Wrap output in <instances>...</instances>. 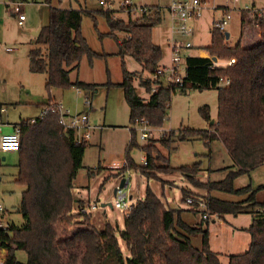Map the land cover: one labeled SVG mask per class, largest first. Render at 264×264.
Wrapping results in <instances>:
<instances>
[{
    "label": "trees",
    "instance_id": "16d2710c",
    "mask_svg": "<svg viewBox=\"0 0 264 264\" xmlns=\"http://www.w3.org/2000/svg\"><path fill=\"white\" fill-rule=\"evenodd\" d=\"M52 1L46 0L50 4L49 21L29 53L31 71L47 75L48 92L53 88L72 86L95 91L101 85L71 78V73L80 69L84 56L91 63L96 58L109 56L94 50L83 34L85 15L92 17L96 25L97 17L105 18L110 32H100L102 38L115 36V31L126 33L118 42L117 50L122 63V81L109 80L104 84L123 88L132 122L138 124L145 117L153 126H162L169 114L173 94L178 89L183 92L189 88L219 89L215 122L210 123L212 116L208 105L200 108L211 129L181 128L177 138L200 139L209 146L220 140L234 161L232 167L235 168L227 177L202 182L195 176L201 167L200 162L191 166H171L170 158L153 150L151 143L143 147L148 163L141 167L145 172H184L195 185L210 192L207 209L211 213L221 217L251 213L252 222L244 228L251 235L249 248L231 254L229 264H264V199H258L264 184L256 188L251 184L241 188L234 186L239 174L264 164V9L242 11L241 36L235 45L229 43L226 32L216 26L212 29V41L207 49L223 59L235 57L237 62L234 65L212 69L209 67L211 58L187 56L188 75L184 84L177 86L165 85L161 77L154 80L150 77L156 74L164 57L162 46L153 37L154 28L167 21L168 7L148 6L142 9L138 18L134 19L130 12L126 21L115 18L114 10L58 7L51 5ZM127 57L141 63L140 76L137 75L139 71L128 68ZM136 76L144 78L142 85L150 93L148 100L139 94L134 84ZM221 76L230 77L231 83L218 87ZM155 84L158 90L153 92ZM17 125H20L22 135L16 180L25 186L18 209L24 222L20 225L13 222L7 228H0V247L8 249L6 264H223L220 254L211 249L209 229L187 224L180 216L181 210L168 207L150 186L145 197L138 200L125 216L122 230L110 222L99 229L92 222L90 213L82 209L75 212L78 203L80 208H86L84 201L75 197L73 189L79 170L84 166L89 143L78 142L76 131L65 128L58 113H50L45 118L37 116L36 122H32V117L22 118ZM168 140L163 141L165 145ZM135 145L133 136L129 149ZM160 160L163 164H157ZM125 166L127 169L140 167L129 152ZM214 191L249 196L227 200L213 194ZM196 202L199 204L200 199ZM178 226L190 234L201 232L203 247H195ZM119 237L125 241L129 255H125ZM18 250L27 253V262L18 259Z\"/></svg>",
    "mask_w": 264,
    "mask_h": 264
},
{
    "label": "rangeland",
    "instance_id": "374dc122",
    "mask_svg": "<svg viewBox=\"0 0 264 264\" xmlns=\"http://www.w3.org/2000/svg\"><path fill=\"white\" fill-rule=\"evenodd\" d=\"M16 1L18 2L15 3V0H0V103L6 105L7 112L5 115L10 120V125H13L12 127L2 125L0 128H10V130H13L14 126L18 124L16 121L19 120L20 116L34 118L42 112V106L26 103L25 94L37 95L40 98L49 97L46 86L47 76L44 73L31 71L29 53L36 46L38 37L34 32L35 29L31 30L30 27H34L36 24L39 25L38 27H43L48 24L50 4L47 6L46 0ZM104 1L105 4H102L101 0H68L67 5L71 2L75 7H80L81 4L84 5L87 2L89 8L97 9L96 11L114 10L113 16L115 18L128 21L130 11L121 5L122 0ZM173 1L133 0L137 10L132 11L131 15L135 19L139 17L141 8L153 5L167 8ZM60 3L59 0H53L51 5L56 6ZM223 3H229L232 7H236L231 12L232 18L226 30V32L229 29L231 30V37L228 39L231 45H235L241 36L242 10L254 7L264 9V0H238L237 2L235 0H207L206 6L204 4L206 7L204 14L202 13L203 15L206 14V17L202 20L203 26L200 36H196L197 39L195 40L193 36L186 37V39L195 42L197 46H209L212 41L211 30L208 29V18L211 11L207 8L222 6ZM143 4H147V6H142ZM8 5H10V10H8ZM17 6L26 14L27 20L22 25L18 22V14L14 13L16 10H12V8L16 9ZM220 12V10L216 11V15L219 16ZM224 14L225 12L222 15ZM167 17V21L154 28V39L157 44L162 46L164 59L170 64L171 55L168 46L171 48L173 37L179 38L180 36L172 32L170 13ZM31 23L33 25H30ZM96 23L97 25L88 15L83 18L82 31L91 47L98 52H104V50L116 51V39L100 37V32L109 31L105 18L99 16ZM118 33L123 35L122 39L126 36V33L122 31ZM128 68L132 71H139L137 75L140 76L142 65L131 57L129 58ZM139 76L134 79V84L139 94L145 100H148L150 93L142 85V79L144 78L140 79ZM143 76L146 77L145 74ZM71 77L73 80L79 78L101 84L95 91L79 89L76 86L67 89L55 88L52 91V95H55L54 97L72 112L89 111L90 123L96 127L85 152L84 166L79 170L75 179L76 186L73 192L77 199L85 200L86 209L88 213L94 214V224L99 229L104 228L108 220L115 225L117 219H119L123 224L122 217L127 216V214L121 213L118 208L112 206L115 200V192L118 186H121L125 174V177L130 181L125 190L129 196L133 197V202L145 197L146 189L150 186L164 202L165 199L169 200V205L165 202L168 207L181 210L180 216L187 224L203 226L204 229L208 228L211 249L220 254L223 264H229L231 254L242 253L249 248L251 235L245 231L234 232V230H236L235 226L246 225L251 222L252 216L250 213L228 214L222 221L217 213H211L207 209V198L210 196V192L195 185L184 172L167 173L154 170L145 172L141 167L145 165L144 157L147 155L143 147L151 143L153 150H159L163 156L170 158L171 166H191L194 162H200L201 167L195 176L202 182L225 179L230 170L235 167H232L233 161L221 141H215L209 146L200 139L182 141L177 138L179 136L178 131L181 128H209L211 122L208 123L202 116L200 108L208 105L213 120L218 114L219 89L189 88L186 92L178 89L173 94L169 114L164 124L162 126L154 125L150 138L143 139L140 125L131 120L130 107L125 99L123 88L120 86L108 87L104 84L109 80L115 83L122 81V63L118 55H109L106 59L96 58L92 63L87 56H84L80 69L74 70ZM150 77L154 80L155 75H150ZM88 100H91L92 105L87 104ZM133 136L137 145L129 149ZM166 139H170L167 141V146L163 142ZM171 146L173 148H170ZM128 152L133 161L140 167L127 169L125 165ZM2 154L7 156V160L1 161L2 166H0V203L4 204L7 212L4 218L0 214V221L7 228L13 222L19 225L24 222L18 206L22 201L25 186L16 180L19 173V148L9 147ZM202 161L204 164H202ZM117 164L123 165L110 167ZM157 164H163V162L160 160L157 161ZM250 184L255 188L260 184H264V165L250 172L239 174L234 181L236 188ZM185 192L187 196L192 195L195 197V200L200 199V203L195 202L194 205L186 202V199L184 200ZM213 194L227 200H241L249 196V194L239 196L219 191H214ZM258 199H264V190L259 191ZM94 204L98 207L92 208L91 206ZM192 208H198L200 211L194 213ZM81 209L82 207L80 208L78 203L75 206V212H79ZM214 219H216L215 222ZM178 228L190 237L195 247H203L201 232L190 234L184 228L180 226ZM119 240L125 255H129L124 241L120 237ZM16 256L21 261L27 262L28 256L25 251L18 250Z\"/></svg>",
    "mask_w": 264,
    "mask_h": 264
},
{
    "label": "built area",
    "instance_id": "2783aa9c",
    "mask_svg": "<svg viewBox=\"0 0 264 264\" xmlns=\"http://www.w3.org/2000/svg\"><path fill=\"white\" fill-rule=\"evenodd\" d=\"M101 3L104 4L105 1L101 0ZM204 4L205 3H203V0H174L172 4L168 6V10L172 19L173 34H181L188 37L191 36L194 31L190 24V21L202 15L205 8ZM121 5L124 8L128 9V11L130 12L134 11L135 9L137 10V7H135L133 0H122ZM142 9L143 8H141L140 11H142ZM15 10L19 17L18 22L21 25L24 24V21L26 20V14L22 10H20L18 6ZM231 18V12L227 11L223 15V17L219 19L218 22H216L215 26L226 32ZM193 47L194 44L191 40L176 38V36L173 37L171 41V63L169 65L160 64L156 71L155 78L161 77L162 83H164L165 85L175 84L177 86H182L188 75V64L186 62L187 52ZM211 59L212 63L209 64V67L212 69L217 67H227L230 65H234L237 62V59L235 57L222 59L223 62L218 61V58ZM230 83V77L221 76L218 82V87H223L229 85ZM156 85L157 84H155L152 88L153 92H156L158 90ZM87 104L91 105V100H88ZM6 112L7 107L0 104V126L5 124L3 116ZM50 113H58L60 115V122L64 125V127L67 129H74L76 131L78 142H90L93 130L96 127L90 123L89 111L72 112L69 108H66V106L62 102L55 101L44 104L42 112L39 116L45 118ZM36 121L37 117L32 118V122ZM138 124L140 125V130L142 132V138L149 139L154 126L145 117L141 118ZM21 135L22 133L20 125L17 124L14 126V129L11 132H2L0 130V151H4L9 147H19L21 142ZM1 161L2 160L0 158V165ZM144 163L145 165L148 163L146 157H144ZM129 182L130 181H128L127 184H129ZM125 187L118 186L115 192V200L112 203V206L118 208L121 213L128 215L137 201L133 202V197L131 195H128ZM196 200L192 195H188L186 199L189 204H194ZM91 207L97 208L98 206L94 204ZM82 210L88 212L85 207H83ZM5 211L6 207L3 203H0V214L5 213ZM0 228H5L2 221H0ZM7 257L8 249L0 247V264H6Z\"/></svg>",
    "mask_w": 264,
    "mask_h": 264
},
{
    "label": "crops",
    "instance_id": "0c3cea01",
    "mask_svg": "<svg viewBox=\"0 0 264 264\" xmlns=\"http://www.w3.org/2000/svg\"><path fill=\"white\" fill-rule=\"evenodd\" d=\"M13 1V0H12ZM205 1V2H204ZM203 1V3H205V6H206V3H207V0H204ZM210 1V0H209ZM236 2L238 1V0H235ZM16 2H18V1H16L15 0V3ZM60 2V1H59ZM67 2H68V0H61V3H60V5H57V6H60V7H69V6H72V7H74V8H82V9H86V10H92V11H96L97 9H93V8H89L88 7V5H87V2H85L84 3V5L83 4H81L80 5V7H75L71 2H69V5H67ZM47 4V6H49L48 4L49 3H46ZM142 6H147V4H143ZM219 7H222V8H219ZM206 8V7H205ZM205 8H204V10H203V14H204V11H205ZM236 8V7H235ZM234 7H232V5H230L229 3H223L222 4V6H213L212 8H207L208 10H210L211 11V13L209 14V18H208V22H209V24H208V29H210L211 30V37H212V29L215 27V25H216V22H218L219 21V19H221L222 17H223V12H227V11H230V12H232L234 9H235ZM11 8H10V5H8V10H10ZM246 9H251V10H253V11H261V10H263V8L261 9V8H257V7H254V8H246ZM12 10L14 11L15 9H13L12 8ZM218 10H220L221 12H220V14H219V16H217L216 15V11H218ZM243 11V10H242ZM14 13H16V12H14ZM17 14V13H16ZM201 15V16H199V17H196V18H194V19H192L191 21H190V24H191V26H192V28H193V34L191 35V36H193V38H194V40L195 39H197V37L196 36H200V32H201V28H202V26H203V22H202V20L204 19V17H206L205 15ZM215 14V15H214ZM203 16V17H202ZM92 18V17H91ZM99 17H97V19H98ZM93 19V18H92ZM26 20H27V18H26ZM24 23H25V21H24ZM30 25H33L32 23L30 24ZM39 25L38 24H36L34 27H30L31 28V30H33V29H35V33H36V35L37 36H39V34H40V32H41V30L43 29V27H38ZM38 27V28H37ZM38 32V33H37ZM110 32V28H109V31H107V32H105L106 34L107 33H109ZM119 31H115V36H112V35H107V36H104L103 38H106V37H112V38H114V39H116V41H117V50H118V42H121L123 39H122V37H123V35L121 34H119L118 33ZM228 32L230 33V36L227 38V39H229L230 37H231V30L229 29L228 30ZM178 36H180L179 38H182V39H186V37H188V36H184V35H181V34H179ZM191 36H189V37H191ZM87 38V37H86ZM102 38V37H101ZM153 40L155 41V39H154V37H153ZM188 40V39H187ZM229 41V40H228ZM156 42V41H155ZM193 42V41H192ZM194 43V47L195 48H193V49H190V50H188V52H187V56H195V57H206V58H213L214 59V55L213 54H211L210 53V51L207 49L208 48V45H203L204 47H201L202 45H199V46H197V45H195L196 43L195 42H193ZM198 44H200V43H198ZM160 45V44H159ZM168 45H169V43H168ZM168 48H169V52H170V55H171V48H170V46H168ZM117 50L116 51H112V52H109V51H105L104 50V52L105 53H108L109 55H117ZM165 50V49H164ZM100 53H103V52H100ZM217 58H218V61H221V62H223L222 61V59L223 58H220V57H218L217 55H215ZM129 58L130 57H127V63L129 62ZM83 60V59H82ZM81 63H82V61H81ZM161 64H163V65H169V63H167L166 62V60L164 59V57H163V59H162V61H161ZM81 67V66H80ZM45 74V73H44ZM71 75H72V73H71ZM47 76V75H46ZM72 78V77H71ZM81 80H84V79H81ZM84 81H87V80H84ZM87 82H91V81H87ZM121 82V81H120ZM47 83V82H46ZM53 89H55V88H53ZM53 89L51 90V92H49V97L48 98H40L39 96H37V95H32V94H29V93H27V94H25V98H26V100H27V102L26 103H29V104H35V105H37V106H44L43 104H45V103H48V102H50V100H52V99H54V100H56V101H58V99L56 98V97H54L53 95H52V91H53ZM79 89H81V88H79ZM204 90V89H203ZM0 104H2V105H5L4 103H0ZM91 105H92V102H91ZM6 106V105H5ZM92 107V106H91ZM80 112H83V111H80ZM6 114V113H5ZM218 115V114H217ZM217 115L214 117V119L213 120H211V123H213V122H215V120H216V118H217ZM32 116H35V115H32ZM211 116L213 117V115L211 114ZM20 118L22 119V118H29V116H20ZM19 118V120L18 121H16V123H18L21 119ZM3 120H4V122H5V124L4 125H10V120L9 119H7V117H6V115L5 116H3ZM213 121V122H212ZM13 126V125H12ZM11 125L9 126V127H12ZM1 127V126H0ZM194 128V127H193ZM202 129H205V128H202ZM206 129H210V128H206ZM0 130L2 131V132H11L12 130H10V128H0ZM91 141V140H90ZM182 141H185V140H182ZM216 141H220V140H216ZM215 142V141H214ZM214 142H212V144L214 143ZM90 143V142H89ZM211 144V145H212ZM224 145V144H223ZM225 149H226V147H225ZM226 151H227V149H226ZM2 152H3V150H1L0 151V158H1V160L4 162V161H6L7 160V156L6 155H4V154H2ZM228 152V151H227ZM229 154V153H228ZM231 158V157H230ZM231 160H232V158H231ZM233 161V160H232ZM202 164H204L203 163V161H202ZM123 164H117V165H115V166H110V167H118V166H122ZM232 165H234V161H233V164ZM264 165V164H263ZM0 166H2V164L0 165ZM262 166V165H261ZM109 167V166H108ZM227 167V166H226ZM186 175V174H185ZM169 181H171V179H169ZM128 185V184H127ZM173 185H174V182H173ZM165 188H166V186H165ZM91 192V191H90ZM74 193V192H73ZM144 197H142L141 199H143ZM138 200H140V198L138 199ZM85 201V200H84ZM164 201V200H163ZM165 202H166V204L167 205H169L170 203H169V200H166L165 199ZM187 202V201H186ZM85 204V203H84ZM105 205V204H104ZM181 209V208H180ZM198 209V208H197ZM196 208L195 209H193L192 208V212H194V213H197V212H199L200 210L198 209L197 210ZM183 210V209H182ZM5 214L6 213H3L2 214V217L4 218V216H5ZM91 214V219H92V222L94 223V214H92V213H90ZM250 215L252 216V214L250 213ZM107 218V217H106ZM226 217H221L220 216V220H224ZM122 219H123V224H121V222L119 221V219H117V222H116V224L115 225H118V227H119V229L120 230H122L123 229V227L125 226V215L122 217ZM107 220H108V218H107ZM222 220V221H223ZM216 221V219H214V222ZM108 222H110V223H112L111 221H109L108 220ZM251 222H252V219H251ZM251 222L250 223H248V224H246V225H238V226H235L236 227V230H234V232H236V231H245V232H247L244 228H246V227H248L250 224H251ZM124 225V226H123ZM247 233H249V232H247ZM123 240V239H122ZM124 241V240H123ZM120 243H121V241H120ZM124 243H125V241H124ZM126 245V244H125ZM123 249V248H122ZM217 252V251H216Z\"/></svg>",
    "mask_w": 264,
    "mask_h": 264
},
{
    "label": "water",
    "instance_id": "95a60500",
    "mask_svg": "<svg viewBox=\"0 0 264 264\" xmlns=\"http://www.w3.org/2000/svg\"><path fill=\"white\" fill-rule=\"evenodd\" d=\"M38 33V32H37ZM226 36H227V38L230 36V33L229 32H226ZM214 59H217V57L214 55ZM213 122V121H212ZM124 178L122 179V181H121V187H125V186H127V183H128V179L125 177V174H124V176H123Z\"/></svg>",
    "mask_w": 264,
    "mask_h": 264
}]
</instances>
